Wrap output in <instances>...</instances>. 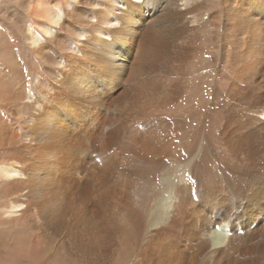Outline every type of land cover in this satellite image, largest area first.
I'll return each instance as SVG.
<instances>
[{"label": "bare ground", "instance_id": "1", "mask_svg": "<svg viewBox=\"0 0 264 264\" xmlns=\"http://www.w3.org/2000/svg\"><path fill=\"white\" fill-rule=\"evenodd\" d=\"M24 1L0 264H264V0Z\"/></svg>", "mask_w": 264, "mask_h": 264}, {"label": "rangeland", "instance_id": "2", "mask_svg": "<svg viewBox=\"0 0 264 264\" xmlns=\"http://www.w3.org/2000/svg\"><path fill=\"white\" fill-rule=\"evenodd\" d=\"M52 3L53 1L51 3L49 2L51 6ZM213 10H215V8H212V10H210L209 12ZM33 21L36 22L38 25H50L47 20L37 19L33 17V15L30 13L29 8H27V4H25L24 0H0V84L4 87V94L10 89V91H13L16 94V91H18L17 86L22 87V84H26L27 87H25V90H28L29 88H31L30 86L34 83L35 73H42L44 70V65L30 51L29 48L31 47L29 45V41L25 40L23 37V34H27V27ZM30 28L32 33L40 31L39 29L35 30L32 26ZM208 34L210 35L206 34L204 37H202L204 41L201 40L202 46L199 48L200 51L198 50V54H203V58L205 59V62L202 60L201 63L200 61V72L209 70L206 60H208L212 55L216 54V46L218 44L217 40H220V38L218 39L219 36L215 35L214 36L216 38L212 40L213 35L211 34V32H209ZM205 38L207 40H212V43H209L208 41L205 42ZM198 59L199 58H196V60L194 59L191 65L189 66L190 71L193 74L194 72H196L195 66L197 64L196 62H198ZM217 79L219 78H216V82L218 85L217 86L215 84L216 90L218 92H221V85L218 84L219 81ZM12 82L14 84H12ZM14 88L17 89L15 90ZM17 103L19 104L17 105ZM0 107L1 121L4 123H7L8 121V123L13 124V127L17 128V125H19L20 123L19 120L21 119V117L18 115V117H10L9 119V113L12 110L17 113L23 111V108L20 105V101L10 102L8 104L2 101ZM47 244L51 245V242L47 241Z\"/></svg>", "mask_w": 264, "mask_h": 264}]
</instances>
